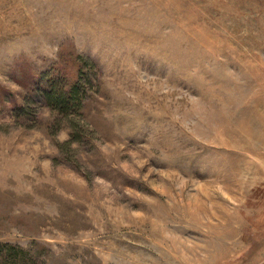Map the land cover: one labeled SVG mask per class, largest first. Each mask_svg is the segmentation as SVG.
I'll use <instances>...</instances> for the list:
<instances>
[{
    "label": "rangeland",
    "instance_id": "374dc122",
    "mask_svg": "<svg viewBox=\"0 0 264 264\" xmlns=\"http://www.w3.org/2000/svg\"><path fill=\"white\" fill-rule=\"evenodd\" d=\"M0 264H264V0H0Z\"/></svg>",
    "mask_w": 264,
    "mask_h": 264
},
{
    "label": "trees",
    "instance_id": "16d2710c",
    "mask_svg": "<svg viewBox=\"0 0 264 264\" xmlns=\"http://www.w3.org/2000/svg\"><path fill=\"white\" fill-rule=\"evenodd\" d=\"M43 96L50 109L58 115H72L81 107V91L74 83L66 86L52 83L43 91Z\"/></svg>",
    "mask_w": 264,
    "mask_h": 264
}]
</instances>
